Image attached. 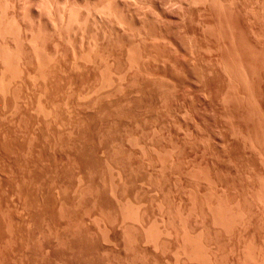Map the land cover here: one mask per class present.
I'll return each instance as SVG.
<instances>
[{
    "label": "rangeland",
    "instance_id": "rangeland-1",
    "mask_svg": "<svg viewBox=\"0 0 264 264\" xmlns=\"http://www.w3.org/2000/svg\"><path fill=\"white\" fill-rule=\"evenodd\" d=\"M76 1H78V2H76ZM89 2H88V0H57V1L56 0H46V1L45 0H0V13H1L0 14V22H1L0 23V55L4 53V55L7 56L9 54L7 57H9V58L15 57L17 60H20V64H24L25 66H28V65L31 66L29 68H33V66H35V64L37 63L36 62L37 60L35 58L33 59V56H35L36 58L43 56V58L49 59L48 66L52 65L49 68L54 66L55 71H56V75L57 76L60 75L61 78L59 76L58 77L60 80L61 79L62 80L57 82L56 76L54 78L52 77L53 79H51V77L48 78V80H52V82H54V83L56 82L57 86L59 83L60 86H58V87H56V85H54V83H52L51 81H49V85L47 83H45L44 81L42 83H40L41 86H43L42 88L45 90V93L43 92L41 94L42 98L44 99L43 96H45V98H48L50 96L51 97H57V95L59 98L60 97H66V96L68 98V97H70L69 95L71 94L72 95L71 99L72 100L74 99L73 101H71V102H73L72 104L70 102L68 104L66 103L67 106L65 105V103L64 104L61 103V105H57L58 109L61 106L60 113H62L63 111L65 113L71 112L70 113V114H72L71 115V118H72L71 121H69V122H67V121L60 122L59 121L58 122V121H54L53 117H52V119H51V117L50 118L46 117V119H45L44 114L36 106L33 105L34 100L32 101V98L28 97L29 99H31V100H29L27 97L24 96V98L21 99L23 97V94L25 95L28 92L26 94V96H29V95L33 94L34 92H36V90H38L37 88H38L39 80L37 81L34 79V81H35V82H33L34 84L38 82V84L35 86L31 83L33 81L32 79H30L32 76H27V78L29 79L28 80L25 77V75H22V77L18 78V81L16 79V81H17L16 83L20 84V85L18 84L19 88H20L19 91L22 92V94L20 93L21 94L20 95L21 98L19 97L20 100H19V98L17 99L18 100L17 104H20V105H17V107L14 109H11L8 104L7 105L6 104L0 105V110L3 108L5 110V111L1 110L2 113L0 111V119H1L0 120V128H1L0 129V143H1L0 146H3V145L6 146V144L10 145V143H11V145L19 144L23 140V138H22L23 136L20 137L22 135V134H20L21 130H24L25 128L26 129H33V131L35 133H38V131H40V129L41 130L44 128L46 129L48 126H49L48 128H50V129H57V127L60 129H62V128L67 129L69 127L68 126V124H69L70 130H72V129L74 131L80 130L81 133L84 132L85 130L88 131L91 127H93L91 125L89 126L90 123H88L87 122L88 120H86L87 115H90V113H92L94 111V109L92 110L93 107L90 104L91 99L95 98L98 95H99L98 97L103 96L104 95L103 93L105 92V90L106 91L112 90L111 85H108V84H105V86H104V84L100 85V83L102 82L103 76L107 72L106 68H109V67L113 68V70L111 68H109L110 71H112V73H114L113 72L114 70L118 71V70L124 69L122 72L124 73V75L126 74L125 79L127 81L128 78H131L130 76L133 74V72L136 73L135 69L133 70V68H135V66H130L129 64L131 62L137 61V63L139 62L138 63L139 67H136V69L137 68H139V69H138V72L136 74L135 73L133 74V77L134 76L135 77L132 81L130 80L132 83L129 80L128 81L131 84L128 83V81L127 82L125 81L126 83H124V84H126V86L123 85L122 86L123 89L119 90V93L122 90L123 92H125V91L130 92V95L131 94H133V95L135 94L137 96L140 95V97L143 98V100H144V101H142L140 99L141 102L145 104L144 105L145 107H143L144 109H142V111H140L142 113V114L140 113V115L145 116V117L142 118L141 116H137L139 118L136 119L137 118L136 117L135 118L136 120L131 119V122H130V120H128L127 121L128 124H126L127 126L125 125V127H127L128 129L127 128L123 129L121 134L123 132H125V133H123L124 135L120 134L121 137L122 136L123 137L122 138L120 137L121 140H119V142H118L121 145L120 146L121 148L119 151H121V153L125 151L124 157L127 158L126 159V161H127L126 162L127 163L126 172L127 173L125 172V175H127L129 173L130 176L128 175L127 178H125V181L123 179L124 188L122 186L123 184H121V186H119V189L122 188V190L118 189L116 193L114 191H112L110 183H108L106 180H105V183L100 184V186L98 188V190H99L98 196H101V198L106 202V205L108 206V210L99 211V210H97L98 209L97 206L95 208H94V206L93 207L89 206L87 209H84V210L75 207L74 211L72 213H73V216L76 217V219L78 220V224H76L78 227H74L73 224L72 225L70 223L67 224V222L64 220V219H66V217L63 215L62 211H60V209L56 203L57 198H59L61 195V192H60L61 190H60L58 184H56V182H51V183L49 182L47 184L43 183V185H42V182L40 183V181H37V180H34V181L31 180L30 181V179H28V178H24L26 181L25 180L22 181L21 180L22 178H20V177H18L19 178V180H18L16 178L17 175L15 173H14L15 177L13 178L14 174H11V176H12L11 177L10 173H12V171L9 173V170H11V169L9 167H7L8 160H6V157L8 159V156L3 154L2 153L3 151H1V149H0V152L2 153V154L0 153V159H1L0 165L3 166V167L0 166V170H1L0 171V264H77V262L79 260L76 258V256L78 257V255L75 254L76 255L75 256L69 247V244L71 241V238H69L70 237L69 231H71V229L73 230L75 228H78V229L80 228V230L82 232L87 234V237H89L90 240H92V242L94 243L93 245L96 247L95 248L96 251L93 255H91V258L89 257V259L87 258L86 261H84L85 264H96V262H97V264H106V263L107 264H163V263L164 264H213V263H211V262H209L203 258V255L201 252L202 248H199L200 247L199 243L201 244L200 241L204 240V237H206L207 233H210L212 238L215 236V238L213 239L215 241V245L213 246V248L215 247L214 253L216 255L215 256L216 257V263H214V264H219V263L220 264H233V263L234 264H238V263H241V264L244 263L245 264V262L247 260H248L247 264H249V263L253 264V260L256 258V252H255L256 250H257V252L262 250L260 253L261 256L264 254V252H263L264 251V244H262V243H264V225H262V224H264V218H263L264 217V213H263L264 210L262 209L263 208L262 204L260 202L258 204L256 202L257 200H254V199L258 198V197H256L257 191L255 190V189H257V190L259 189L257 187L259 184L258 182L260 181L261 177L264 178V174H262V173H264V166H263L264 165V163H263L264 158L262 159V157L264 156L263 155L264 154V144H263L264 143V0H168L167 2H166V0H115V1L114 0H89ZM93 2H95V3H93ZM212 2H214V3H212ZM101 4H102V6H101ZM41 5L44 7H42ZM55 5H58V6H55ZM4 7H6V9ZM36 7H38V8H36ZM93 7H94V9H93ZM67 9H68V13L65 14L64 12H67ZM103 9H105V10H103ZM106 9H108V10H106ZM98 10H100V12ZM95 11H97V12L95 13ZM103 12L104 13L106 12V13L104 14ZM46 13L48 15H46ZM70 13L72 15H69ZM54 14L56 17L54 16ZM57 14H58V16H57ZM62 14H63V17H62ZM67 15H69V16L67 17ZM108 16H110V18ZM117 16H118V18H117ZM85 17H86V19H85ZM66 18H68L69 21ZM70 18H72V19H70ZM60 19H61V21L63 19L65 21L63 20V22H61ZM115 19L119 20V21H116ZM168 20L169 21L171 20V21L169 22ZM75 21L76 22L78 21V22L76 23ZM67 22H69V23H67ZM109 22H111V23H109ZM117 22H119V23H117ZM79 23H82V24H79ZM121 23H122V25H121ZM6 24H8V25H6ZM77 24H79L80 26L79 25L77 26ZM123 24H124V28L121 27V26H123ZM71 25L73 28L71 27ZM1 26H3V27H1ZM68 26H70V27H68ZM75 26L78 28H75ZM84 29H85V31H84ZM103 29H106V30H103ZM167 29H169V30H167ZM158 31H161V32L158 33ZM113 33H115V34H113ZM214 35H215V37H214ZM115 36H116V38H115ZM142 36H144V37H142ZM12 38H13V40H12ZM112 40H113V43H112ZM37 41H39V42H37ZM33 42H35V43L33 44ZM96 42H97V44H96ZM93 44H95V45H93ZM164 44L166 46H164ZM172 44L174 45V47ZM144 45H146V46H144ZM35 46H37V47H35ZM91 47L92 48L95 47V48L92 49ZM101 47H104V48H101ZM206 47H208V48L206 49ZM40 49H41V51H40ZM101 49L104 52V53L102 52L103 55L101 53ZM133 49H135V50H133ZM138 49H139V51H138ZM171 49H173V50H171ZM200 49H201V51H200ZM34 50H35V52H34ZM136 50H137V52H136ZM193 50H195V51H193ZM88 51L90 52L89 54H88ZM191 51H192V53H190ZM94 52L96 53L97 56L95 55ZM157 52H158V54H156ZM133 53L137 54V56ZM34 54H36L38 56H36ZM108 55H110V57ZM120 56H122V57H120ZM141 56H142V58H141ZM146 56H148V57H146ZM21 57H23V58H21ZM30 57H31V59H30ZM88 57H90V58H88ZM104 57H106V58H104ZM139 57H140V59H139ZM166 57L168 60L166 59ZM183 57H185L184 60H183ZM231 57H232V59L230 60ZM136 58H137V60H136ZM199 58H201V59L199 60ZM133 59H135V60H133ZM155 59H156V61H155ZM97 60H98V62H97ZM125 60H126V62H125ZM24 61H25V63H24ZM28 61H29V63H26ZM147 61H150V62L147 63ZM158 61H160V62H158ZM21 62H23V63H21ZM100 63H101V65H100ZM105 64H108L107 66H109V67H107V66L104 67ZM67 65L69 66V69L67 68L68 67ZM85 65H86V67H83ZM97 65H98V67H96ZM117 65L120 67H118ZM222 65H224V66L226 65V66L224 67ZM25 66H23V68H28ZM115 66L118 67L119 69L116 70L117 68ZM231 66H232V68H231ZM1 67H2V64L0 63V68ZM94 67L97 70L101 69L102 71L99 70V72H98V71H96V69H94ZM114 67L116 69H114ZM178 67L180 69H178ZM202 67H203V69H202ZM54 68H52V69L54 70ZM78 68H80V69H78ZM183 68H185V69H183ZM58 69H59V71H58ZM194 69H196V70H194ZM231 69H233V70H231ZM130 70H132V71H130ZM197 70H198V73H197ZM223 70H225V71H223ZM0 71H2V68L0 69ZM200 71H201V74L199 73ZM226 71H227V73H226ZM57 72H59L61 74H59V73L57 74ZM152 72L154 74H152ZM228 72L230 75L232 74L231 77L228 74ZM234 72H235V74L233 75ZM77 73H78V79H80L79 76L82 77V75L87 74V76L85 75V76H83V78L86 79L88 77L90 83H88L86 85L84 83L83 84L84 86L82 85L80 87L81 84L77 85V84H73L72 82H69V78H72L75 75H76L75 77H77ZM127 74H129L130 76L128 77ZM199 74L202 76V79H201V76ZM136 75H137L138 81L140 83L139 86L140 87L142 86L141 89H143V90H141L139 87L138 92H136L138 90L137 89L138 88L137 82L135 83V86L137 87L136 89L134 86H132L133 89L130 88L132 84L134 85V81H137ZM154 75H155V79H154ZM62 76H64V77H62ZM228 76H229V78H228ZM65 77L68 80L64 79ZM126 77H128V78H126ZM164 78H166V79H164ZM215 78L217 79V81L214 80ZM24 79L27 80V81L25 80V83H23ZM63 79L65 81H63ZM230 80H232V81H230ZM20 81L22 83H20ZM66 81H67V84H63V83H66ZM98 81H100V82H98ZM46 82H48V81H46ZM60 82H62L63 85ZM68 82L72 83V84H69ZM197 82H198V84H197ZM216 82H217V84H216ZM43 83H45V86L47 84V86L45 88H44ZM26 84H27V86H26ZM18 85H16V87ZM24 85L26 86L28 91ZM97 85H98V87H97ZM99 86H100V88H99ZM108 86H110V87L108 88ZM19 88L17 87V89H19ZM86 88L88 89V91ZM148 88H149V90H148ZM91 89H93V90H91ZM102 89H103V91H102ZM151 89H153V90H151ZM97 90H98V92H97ZM162 90H163V92H162ZM67 91H69V92H67ZM169 91H171V92H169ZM77 92H79L78 97H77ZM85 92H87L86 93L87 95L84 94ZM81 93H82V96H81ZM101 93L103 95L100 96ZM116 93H118V90ZM43 94H45V95H43ZM147 94H149V95H147ZM90 95L91 96L93 95V96L91 97ZM133 95H132V97L134 99ZM137 96L135 97V99H138ZM7 97H10V96H7ZM79 97H81V98L79 99ZM84 97H85V99H84ZM220 97H221V99H219ZM26 98L28 100H26ZM101 98H103V97H101ZM166 98H168V99H166ZM214 98H215V100H214ZM235 98H238L239 100L235 99ZM8 99L9 98H6V100H8ZM133 99L130 98V101L132 100V102H133ZM225 99H226V101H224ZM130 101L128 103H130V105H131L132 103ZM138 102H139V99H138ZM145 102L148 103V106L146 105ZM224 102H225V104H224ZM203 103H204V105H203ZM87 104H89L88 108H87ZM7 107H9V108H7ZM66 107L68 108V110ZM224 107H225V109H224ZM56 109H55V111H57L59 113V110L58 109L56 110ZM151 109H153V110H151ZM144 110L145 111L147 110V111L145 112ZM158 110H160V112ZM208 110H209V112H208ZM13 111H14V113H13ZM15 111H16V114L18 112L17 115H15ZM25 113H27V114H25ZM145 113H146V115H145ZM78 114H79V116H78ZM167 115H168V117H167ZM85 116H86V119L84 118V121H83V117H85ZM156 116H157V118H156ZM23 117H25V118H23ZM75 117L81 118V119L78 120ZM14 119H16V120L14 121ZM44 119L48 120L50 122L47 121V124H46V121ZM149 119H150V121H149ZM153 119H155V120H153ZM76 120L78 122H75ZM81 120H82V122H81ZM138 120H139V122H138ZM53 121L57 122V124H59V126L56 125ZM135 121H137V122L135 123ZM29 123H30V125H29ZM63 123H64V125L62 126ZM129 123H131V124H129ZM138 123H139V125H137ZM144 123H145V125L146 124L147 125L145 126ZM153 123H155V124H153ZM65 124H67V125H65ZM76 124H78V125H76ZM60 125L62 128L60 127ZM79 125L82 127H79ZM137 126H138V128H137ZM139 126L140 127L142 126V127L139 128ZM76 127H78L79 129ZM87 127H88V129H86ZM94 128H96V130H97V127H93L91 129L94 130ZM82 129H84V131ZM137 129H139V130H137ZM160 129H162V130H160ZM4 130H5V132H4ZM93 130H92V132H94ZM96 130H95V132H96ZM12 131H14L13 133H15V132L17 133L19 131L18 132L19 137L15 136L16 139H18L19 141L16 140L15 137H14L15 141L13 140L14 135L13 134L11 135ZM76 131L74 133H77ZM80 131H78V133ZM90 131L91 130H89L88 133L84 132L86 134L83 133L84 134L83 137L85 138V141L82 142V144L85 143L84 145H86V143H87L88 145L90 144L89 146H92L93 152L95 151L94 152L95 159L101 160V161L105 160L107 157V149L105 147L106 142H105L104 135H102L103 136V138H102V136H100V135L97 136L95 133L92 135V137H94L96 135L98 138H96V136H95L93 139V138H91V135H90L91 133L89 134ZM129 131H131V132H129ZM143 132H145V133H143ZM72 133L73 132H71V134ZM134 133H136V134H134ZM88 134L90 135V137ZM133 134H134V136H133L134 139L136 136H137L136 139H138V136L141 135V136H139L138 141L136 139L133 140V138L130 137ZM144 134H147V136L146 135L144 136ZM2 135H4V137ZM74 135H76V134H74ZM74 135L72 134L73 137H74ZM80 135H82V134H80ZM80 135L77 137H80ZM232 135H234V136H232ZM239 135H241V136H239ZM87 136L89 138H91L92 141H91V139L88 140V138H86ZM143 136H144V138H143ZM242 136H244L243 138H245V139H243ZM7 137H8V141H7ZM232 137H234V138H232ZM255 137L257 139H255ZM62 138L63 139L61 141L64 140L63 136H62ZM80 138H82V137H80ZM80 138H77V139L79 140ZM123 138H124V140H123ZM56 140L57 139H55V141ZM82 140H83V138H82ZM86 140L90 141V142L88 143ZM134 141H137V142H134ZM7 142H9V143H7ZM14 142H16V143H14ZM34 142H38L37 138L34 139ZM76 143H80V142L77 141ZM136 143H138L140 145H138ZM91 144H94V145H91ZM130 144H131V146H130ZM142 144H143V146H142ZM137 146L138 147L140 146V147L138 148ZM131 147L133 148V150ZM256 149H257V151H256ZM205 151H207V152H205ZM101 152H102V154H101ZM166 152H168V153H166ZM259 152H261V153L258 154ZM224 153H226V154H224ZM232 154H235V155H232ZM167 155H168V157H167ZM54 156L57 157V155H54ZM228 156L230 158H228ZM130 157H132V158H130ZM158 158H159V160H158ZM210 158H211V160H209ZM4 160H6L5 161L6 163H4ZM128 160H130V161H128ZM261 160H262V162H261ZM241 161H242V163H241ZM162 163H164V164L167 163V164H165V166H164V164H162ZM248 167L251 169H249ZM8 168H9V170L7 171ZM197 168L198 169L202 168V169H199V171H198ZM244 168H246V169H244ZM33 169L34 170H31L30 174L34 175V178H36L35 174L33 172L37 173V170H35V168H33ZM159 169H160V171H159ZM7 173L9 174L8 176H7ZM153 174H154V176H153ZM257 175L259 177L256 178ZM260 175H263V176H260ZM124 177H126V176H124ZM128 177H129V179H128ZM156 177H158V178H156ZM8 178L9 179H11V178L15 179L16 178V182H14V180L11 181ZM230 178L231 179L233 178L232 180L234 182ZM143 179H145L146 181ZM156 179L157 180L159 179L158 182ZM256 179H257V181H256ZM248 180H249V182H248ZM28 181L30 182V184ZM152 181L153 182L155 181V182L153 183ZM139 182H140V184H138ZM256 182H257V184H256ZM19 183H22V184H19ZM104 184H105V187H104ZM229 184H231V185H229ZM44 185L45 186L47 185V187L44 188V190L47 189V190H45V192H44V190H41V189H43V187H45ZM126 185L128 188H125ZM223 187H224V189L222 190ZM252 187H253V189H252ZM22 188L24 191L27 189V192L30 191V193L32 191L31 194L28 193L29 194L28 196L31 195L29 197L30 200L28 199V202H25V200L23 201V196L21 195L22 193L20 192L22 190ZM227 188L229 190H227ZM125 189H127V190H125ZM251 189H252V191H251ZM23 190H22V192H24ZM262 190L263 191L261 193H262L263 197L261 200L263 201L264 186H263ZM150 191H151V193H150ZM216 191H218V193H219V191L221 192V193H219V197H218V193H216ZM231 191H233L234 193ZM111 193H113V194H111ZM120 193H123V194H120ZM34 194L38 195V196L36 197ZM19 195H20V197H19ZM131 195H132V197H131ZM222 195H224V196H222ZM253 195H254V197H253ZM70 196H72L71 191H70ZM112 196H113V198H112ZM128 196L131 199H129ZM221 196H222V199H221ZM244 196H246V197L244 198ZM119 197H121L123 200L121 201V198H119ZM123 197H125V198H123ZM114 198H116V199H114ZM33 199H35V201ZM229 199H230V201H229ZM215 200H216V202H218V201L221 202L219 212L216 211V212H218L219 217L221 216L220 219L224 218V216H225V218H224L225 220L224 219L219 220V222H217L218 220H216V223L220 224V222H223L225 225L226 224L227 225L224 228V229H226V231L220 230V232H219V230L216 229V231L214 230V235H213V232L211 229V224H213L212 220H211L212 217H211L210 211L208 210V207H209V205H212V204L214 205ZM30 201H32L30 203L32 205L28 204ZM124 201H125V203H124ZM213 201H214V203H213ZM234 201H235V218L237 217L235 220H234V217L228 218V216L231 217V215L233 213L232 211H234V210L230 209V208H232V206H234L233 205ZM210 202H212V204ZM236 202L238 203V206L240 207V209L237 206ZM121 204H123V205H121ZM225 204H226V207H225ZM228 205L230 208L228 207ZM114 206H115V208H114ZM123 206H124V208H123ZM222 206H223V208H222ZM236 207H238V208L236 209ZM247 207L248 208L250 207L249 208L250 210L254 207L252 209V214L254 215V216L252 215V218L253 217L254 218L250 221H247V223L250 224L249 226L247 225L248 228L246 225L243 226L244 228L246 226L245 230H243V227L240 226L242 229L241 230V229L237 228L238 227L237 224L238 223L240 224L239 220L242 218L241 215L245 216ZM227 208L229 210H231V212L228 211ZM176 209H177V211H176ZM223 209H225L228 212H226ZM257 209L259 212H256ZM136 210H140L139 212L142 213V215H143L139 219L135 218L136 217L135 216ZM222 210H223V212H222ZM43 212H45L47 215L48 214L50 215V220L46 221L43 224H40V223H42L41 218H42ZM224 212L227 213V215H224L223 214ZM236 212H237L238 216L236 215ZM238 213H240V214H238ZM86 215H88V216H86ZM133 215H134V217H133ZM183 216H185V217H183ZM244 216H243V218H244ZM189 217H191V218H189ZM178 218H179V222H178ZM257 218H259V219H257ZM232 219H233V221H232ZM111 220H113V221H111ZM134 220L135 221L137 220V223ZM133 221H134V223H133ZM225 221H228L231 224H228ZM234 221L236 222L235 225H234ZM166 222H167V226L165 225ZM180 222L181 223L183 222L182 225L180 224ZM232 222H233L234 227L232 225ZM169 223H170V225H169ZM194 223H196V224H194ZM208 223H209V225H208ZM223 223H221V224H223ZM163 225L166 228L168 227L167 230L170 233H168V235H166V233H165L164 234L166 236V237H164L165 242L160 243L157 239V238H159L158 235L160 233L159 234H157V233L159 232V230H161V227H164ZM37 226H39V227H37ZM140 226L141 227L143 226V228L146 227L144 229L145 231L147 230L146 231L147 239H144L145 241L144 240L140 241V240H138V238L136 239L135 235L137 233L138 234L141 233V231H142L140 229ZM171 226H173V227H171ZM201 227L202 228L204 227L205 229L204 228L202 229ZM45 228H48L50 230L49 231L47 229L49 231V233L48 232H46V233L42 232V231H44ZM174 228H175V230H174ZM184 228H186L185 232L189 231L190 233H191V231L192 232L198 231V230L202 231L201 234L199 233L198 235H196L198 237V239H197V237L195 238L193 235H191L189 237L191 245H189L190 246L188 248L189 253H187V255H186V253L184 254V252L180 250L181 248L178 249V245L176 244V243H178V240L182 234V229L184 230ZM231 228H232V230H231ZM39 230H41V231H39ZM11 232H13V233H11ZM40 232L43 235L45 234L44 237ZM226 232L228 233V235ZM261 232H262V234H261ZM225 234H226V236H225ZM230 234H231V236H230ZM46 236H47V238H46ZM80 236H79V238L83 237V235L81 237ZM168 236H171V237H168ZM235 236L236 237L238 236L237 237L238 239ZM251 236L253 237L252 239H251ZM106 237H107V239H105ZM74 238H76V236ZM85 238H82V239L84 240ZM32 239H33V241H32ZM44 239H45V241H44ZM76 239H78V237ZM254 239H255V241H254ZM40 240H41L42 244H43V242H45V243L42 245ZM156 240H157V242H156ZM243 240H244V242H243ZM196 242H197V244H196ZM10 243H12V244H10ZM60 243H62V244L59 245ZM65 243H66V245H63ZM157 243H158V245H157ZM27 244H29L28 247H27ZM174 244L177 246H175ZM247 244H248V246H247ZM217 245L219 247H217ZM41 247L42 248L44 247L43 251L41 250L42 249ZM251 247H253V248H251ZM39 249H40V252H39ZM176 249H177V251H175ZM243 249H244V252H242ZM233 250H235V251L233 252ZM245 250H247V251H245ZM252 250H254V251H252ZM11 251L13 252V254ZM240 251L243 254L244 253L251 254V252H252V254L251 255H245L244 254L245 256H243V257H244V260H246L244 262L243 257H241L242 254ZM229 252H231V253H229ZM254 252H255V257L252 256V255H254ZM110 258H111V260H110ZM235 258H237V259L235 260ZM241 258H242V260L239 261ZM74 259H77L78 261L75 262ZM261 259H263V261H264V256H263V258L261 257ZM224 260H226V261H224ZM249 261H252V262H249ZM254 262H256V261L254 260ZM79 264H82V263H79Z\"/></svg>",
    "mask_w": 264,
    "mask_h": 264
},
{
    "label": "bare ground",
    "instance_id": "bare-ground-1",
    "mask_svg": "<svg viewBox=\"0 0 264 264\" xmlns=\"http://www.w3.org/2000/svg\"><path fill=\"white\" fill-rule=\"evenodd\" d=\"M46 1V0H45ZM57 1V0H56ZM115 1V0H114ZM168 0H166V2H167ZM5 2V1H4ZM74 2V1H73ZM76 2H78V1H76ZM88 2H89V0H88ZM210 2V1H209ZM44 3V2H43ZM53 3V2H52ZM90 3V2H89ZM93 3H95V2H93ZM124 3V2H123ZM208 3V2H207ZM212 3H214V2H212ZM2 4V3H1ZM76 4V3H75ZM104 4V3H103ZM106 4V3H105ZM53 5V4H52ZM108 5V4H107ZM124 5V4H123ZM165 5V4H164ZM6 6V5H5ZM42 6V5H41ZM55 6H58V5H55ZM85 6V5H84ZM88 6V5H87ZM86 6V7H87ZM101 6H102V4H101ZM24 7V6H23ZM42 7H44V6H42ZM71 7V6H70ZM69 7V8H70ZM74 7V6H73ZM104 7V6H103ZM102 7V8H103ZM5 9H6V7H4ZM36 8H38V7H36ZM56 8V7H55ZM58 8V7H57ZM61 8V7H60ZM63 8V7H62ZM88 8V7H87ZM72 9V8H71ZM70 9V10H71ZM93 9H94V7H93ZM24 10V9H23ZM37 10V9H36ZM74 10V9H73ZM92 10V9H91ZM103 10H105V9H103ZM106 10H108V9H106ZM123 10V9H122ZM126 10V9H125ZM47 11V10H46ZM50 11V10H49ZM72 11V10H71ZM77 11V10H76ZM93 11V10H92ZM99 12H100V10H98ZM64 12V11H63ZM91 12V11H90ZM97 11H95V13H96ZM102 12V11H101ZM110 12V11H109ZM112 12V11H111ZM120 12V11H119ZM54 13V12H53ZM65 14L66 13H68V9H67V12H64ZM104 13V12H103ZM106 13V12H105ZM104 13V14H105ZM1 14V13H0ZM12 14V13H11ZM10 14V15H11ZM43 14V13H42ZM50 14V13H49ZM64 14V15H65ZM75 14V13H74ZM86 14V13H85ZM90 14V13H89ZM99 14V13H98ZM102 14V13H101ZM100 14V15H101ZM113 14V13H112ZM116 14V13H115ZM123 14V13H122ZM7 15V14H6ZM46 15H48L47 13H46ZM51 15V14H50ZM69 15H72L71 13L69 14ZM69 15H67V17L69 16ZM79 15V14H78ZM87 15V14H86ZM54 16H55V14H54ZM57 16H58V14H57ZM126 16V15H125ZM151 16V15H150ZM56 17V16H55ZM62 17H63V14H62ZM74 17V16H73ZM78 17V16H77ZM76 17V18H77ZM88 17V16H87ZM109 18H110V16H108ZM89 18V17H88ZM87 18V19H88ZM93 18V17H92ZM115 18V17H114ZM117 18H118V16H117ZM125 18V17H124ZM123 18V19H124ZM127 18V17H126ZM137 18V17H136ZM24 19V18H23ZM58 19V18H57ZM66 19H68V18H66ZM70 19H72V18H70ZM81 19V18H80ZM85 19H86V17H85ZM105 19V18H104ZM121 19V18H120ZM131 19V18H130ZM135 19V18H134ZM3 20V19H2ZM1 20V21H2ZM51 20V19H50ZM64 20V19H63ZM63 20L61 21V19H60V21L61 22H63ZM116 20V19H115ZM132 20V19H131ZM7 21V20H6ZM65 21V20H64ZM68 21H69V19H68ZM84 21V20H83ZM82 21V22H83ZM91 21V20H90ZM106 21V20H105ZM116 21H119V20H116ZM122 21V20H121ZM124 21V20H123ZM128 21V20H127ZM169 21V20H168ZM171 21V20H170ZM169 21V22H170ZM76 22V21H75ZM78 22V21H77ZM76 22V23H77ZM107 22V21H106ZM143 22V21H142ZM156 22V21H155ZM164 22V21H163ZM174 22V21H173ZM1 23V22H0ZM66 23V22H65ZM67 23H69V22H67ZM109 23H111V22H109ZM108 23V24H109ZM116 23V22H115ZM117 23H119V22H117ZM128 23V22H127ZM162 23V22H161ZM74 24V23H73ZM79 24H82V23H79ZM79 24H77V26L79 25ZM141 24V23H140ZM148 24V23H147ZM163 24V23H162ZM185 24V23H184ZM203 24V23H202ZM6 25H8V24H6ZM61 25V24H60ZM64 25V24H63ZM67 25V24H66ZM121 25H122V23H121ZM120 25V26H121ZM149 25V24H148ZM23 26V25H22ZM65 26V25H64ZM63 26V27H64ZM80 26V25H79ZM95 26V25H94ZM119 26V25H118ZM127 26V25H126ZM166 26V25H165ZM1 27H3V26H1ZM55 27V26H54ZM61 27V26H60ZM68 27H70V26H68ZM71 27H72V25H71ZM100 27V26H99ZM108 27V26H107ZM121 27H123L124 28V24H123V26H121ZM120 27V28H121ZM151 27V26H150ZM178 27V26H177ZM207 27V26H206ZM11 28V27H10ZM73 28V27H72ZM75 28H78V27H76L75 26ZM126 28V27H125ZM130 28V27H129ZM167 28V27H166ZM202 28V27H201ZM52 29V28H51ZM55 29V28H54ZM57 29V28H56ZM62 29V28H61ZM114 29V28H113ZM159 29V28H158ZM63 30V29H62ZM67 30V29H66ZM72 30V29H71ZM76 30V29H75ZM103 30H106V29H103ZM108 30V29H107ZM121 30V29H120ZM123 30V29H122ZM127 30V29H126ZM146 30V29H145ZM153 30V29H152ZM151 30V31H152ZM167 30H169V29H167ZM206 30V29H205ZM204 30V31H205ZM65 31V30H64ZM84 31H85V29H84ZM111 31V30H110ZM114 31V30H113ZM149 31V30H148ZM154 31V30H153ZM157 31V30H156ZM166 31V30H165ZM209 31V30H208ZM5 32V31H4ZM125 32V31H124ZM150 32V31H149ZM159 32H161V31H158V33ZM168 32V31H167ZM6 33V32H5ZM83 33V32H82ZM102 33V32H101ZM144 33V32H143ZM148 33V32H147ZM165 33V32H164ZM8 34V33H7ZM6 34V35H7ZM20 34V33H19ZM96 34V33H95ZM105 34V33H104ZM113 34H115V33H113ZM112 34V35H113ZM126 34V33H125ZM192 34V33H191ZM5 35V34H4ZM111 35V34H110ZM124 35V34H123ZM140 35V34H139ZM138 35V36H139ZM154 35V34H153ZM152 35V36H153ZM13 36V35H12ZM11 36V37H12ZM18 36V35H17ZM52 36V35H51ZM96 36V35H95ZM104 36V35H103ZM119 36V35H118ZM174 36V35H173ZM10 37V36H9ZM46 37V36H45ZM98 37V36H97ZM107 37V36H106ZM111 37V36H110ZM114 37V36H113ZM142 37H144V36H142ZM161 37V36H160ZM165 37V36H164ZM214 37H215V35H214ZM42 38V37H41ZM81 38V37H80ZM101 38V37H100ZM115 38H116V36H115ZM163 38V37H162ZM58 39V38H57ZM91 39V38H90ZM119 39V38H118ZM125 39V38H124ZM172 39V38H171ZM177 39V38H176ZM12 40H13V38H12ZM92 40V39H91ZM109 40V39H108ZM111 40V39H110ZM164 40V39H163ZM205 40V39H204ZM2 41V40H1ZM31 41V40H30ZM89 41V40H88ZM94 41V40H93ZM92 41V42H93ZM97 41V40H96ZM122 41V40H121ZM124 41V40H123ZM143 41V40H142ZM141 41V42H142ZM167 41V40H166ZM169 41V40H168ZM16 42V41H15ZM14 42V43H15ZM37 42H39V41H37ZM83 42V41H82ZM102 42V41H101ZM164 42V41H163ZM170 42V41H169ZM196 42V41H195ZM12 43V42H11ZM35 42H33V44H34ZM100 43V42H99ZM105 43V42H104ZM112 43H113V40H112ZM115 43V42H114ZM119 43V42H118ZM140 43V42H139ZM7 44V43H6ZM37 44V43H36ZM55 44V43H54ZM96 44H97V42H96ZM109 44V43H108ZM170 44V43H169ZM3 45V44H2ZM30 45V44H29ZM41 45V44H40ZM88 45V44H87ZM93 45H95V44H93ZM111 45V44H110ZM109 45V46H110ZM119 45V44H118ZM123 45V44H122ZM143 45V44H142ZM173 45V44H172ZM188 45V44H187ZM190 45V44H189ZM6 46V45H5ZM9 46V45H8ZM90 46V45H89ZM88 46V47H89ZM97 46V45H96ZM144 46H146V45H144ZM148 46V45H147ZM151 46V45H150ZM163 46V45H162ZM164 46H166L165 44H164ZM191 46V45H190ZM2 47V46H1ZM7 47V46H6ZM33 47V46H32ZM35 47H37V46H35ZM44 47V46H43ZM113 47V46H112ZM138 47V46H137ZM136 47V48H137ZM156 47V46H155ZM169 47V46H168ZM173 47H174V45H173ZM200 47V46H199ZM92 48V47H91ZM93 48H95V47H93ZM92 48V49H93ZM99 48V47H98ZM101 48H104V47H101ZM106 48V47H105ZM111 48V47H110ZM121 48V47H120ZM176 48V47H175ZM174 48V49H175ZM185 48V47H184ZM202 48V47H201ZM208 47H206V49H207ZM4 49V48H3ZM7 49V48H6ZM5 49V50H6ZM14 49V48H13ZM45 49V48H44ZM156 49V48H155ZM163 49V48H162ZM166 49V48H165ZM8 50V49H7ZM57 50V49H56ZM108 50V49H107ZM111 50V49H110ZM114 50V49H113ZM116 50V49H115ZM121 50V49H120ZM133 50H135V49H133ZM158 50V49H157ZM170 50V49H169ZM171 50H173V49H171ZM185 50V49H184ZM198 50V49H197ZM209 50V49H208ZM9 51V50H8ZM33 51V50H32ZM40 51H41V49H40ZM76 51V50H75ZM82 51V50H81ZM93 51V50H92ZM138 51H139V49H138ZM141 51V50H140ZM165 51V50H164ZM167 51V50H166ZM193 51H195V50H193ZM200 51H201V49H200ZM10 52V51H9ZM34 52H35V50H34ZM38 52V51H37ZM80 52V51H79ZM98 52V51H97ZM103 51H102V49H101V53H102ZM119 52V51H118ZM136 52H137V50H136ZM145 52V51H144ZM170 52V51H169ZM186 52V51H185ZM8 53V52H7ZM11 53V52H10ZM26 53V52H25ZM28 53V52H27ZM40 53V52H39ZM56 53V52H55ZM63 53V52H62ZM90 52L88 51V54H89ZM95 53V52H94ZM99 53V52H98ZM97 53V54H98ZM104 53V52H103ZM103 53H102V55H103ZM111 53V52H110ZM114 53V52H113ZM190 53H192V51L190 52ZM6 54V53H5ZM14 54V53H13ZM17 54V53H16ZM31 54V53H30ZM38 54V53H37ZM73 54V53H72ZM77 54V53H76ZM80 54V53H79ZM92 54V53H91ZM133 54H135V53H133ZM154 54V53H153ZM156 54H158V52L156 53ZM194 54V53H193ZM9 55V54H8ZM7 55V56H8ZM28 55V54H27ZM26 55V56H27ZM34 55H36V54H34ZM39 55V54H38ZM38 55H36V56H38ZM95 55H96V53H95ZM111 55V54H110ZM110 55H108L109 57H110ZM116 55V54H115ZM118 55V54H117ZM127 55V54H126ZM136 56H137V54H135ZM191 55V54H190ZM197 55V54H196ZM6 55H4V53L3 54H1L0 55V63L2 64V71H0L1 73H0V105H9V107L11 108V109H14V108H16L17 107V105H20V104H17V99L20 97V95L22 94V92H20L19 90H20V88H19V85L16 83L17 81H18V78H20V77H22V75H25V77L27 78V76H32L30 79H32L31 81V83L33 84V85H37L38 84V82L37 83H33V82H35L34 81V79L35 80H39V84L40 83H42L43 81L45 82V83H47L48 85H49V81H51L52 82V80H48V78H50L51 77V79H53L55 76H56V81L57 82H59V81H61L60 79H59V77L61 78V76L60 75H56V71H55V68H54V66L53 67H51V68H49L50 66H52V65H50V66H48V61H49V59H47V58H43V56L42 57H39V58H36L35 56H33V59L35 58L37 61V63L35 64V66H33V68H29V67H31V66H25L24 64H20V60H17L15 57L14 58H9V57H7ZM11 56V55H10ZM24 56V55H23ZM29 56V55H28ZM63 56V55H62ZM65 56V55H64ZM84 56V55H83ZM97 56V55H96ZM139 56V55H138ZM151 56V55H150ZM172 56V55H171ZM12 57V56H11ZM45 57V56H44ZM120 57H122V56H120ZM146 57H148V56H146ZM152 57V56H151ZM202 57V56H201ZM221 57V56H220ZM21 58H23V57H21ZM51 58V57H50ZM75 58V57H74ZM73 58V59H74ZM78 58V57H77ZM84 58V57H83ZM88 58H90V57H88ZM101 58V57H100ZM104 58H106V57H104ZM112 58V57H111ZM126 58V57H125ZM124 58V59H125ZM141 58H142V56H141ZM177 58V57H176ZM184 58L185 57H183V60H184ZM204 58V57H203ZM27 59V58H26ZM30 59H31V57H30ZM47 59V60H46ZM53 59V58H52ZM81 59V58H80ZM97 59V58H96ZM95 59V60H96ZM108 59V58H107ZM139 59H140V57H139ZM147 59V58H146ZM152 59V58H151ZM166 59H167V57H166ZM171 59V58H170ZM173 59V58H172ZM201 58H199V60H200ZM205 59V58H204ZM232 59V57L230 58V60ZM234 59V58H233ZM94 60V59H93ZM102 60V59H101ZM104 60V59H103ZM119 60V59H118ZM133 60H135V59H133ZM136 60H137V58H136ZM153 60V59H152ZM151 60V61H152ZM165 60V59H164ZM168 60V59H167ZM174 60V59H173ZM226 60V59H225ZM23 61V60H22ZM35 61V60H34ZM105 61V60H104ZM120 61V60H119ZM155 61H156V59H155ZM162 61V60H161ZM219 61V60H218ZM235 61V60H234ZM60 62V61H59ZM74 62V61H73ZM77 62V61H76ZM95 62V61H94ZM97 62H98V60H97ZM113 62V61H112ZM118 62V61H117ZM125 62H126V60H125ZM129 62V61H128ZM136 62V63H135ZM135 62H131L129 65L130 66H135V68H133V70L135 69V71H136V73L138 72V69L139 68H137L136 69V67H139V62L137 63V61H135ZM148 62H150V61H147V63ZM158 62H160V61H158ZM165 62V61H164ZM227 62V61H226ZM21 63H23V62H21ZM24 63H25V61H24ZM26 63H29V61L28 62H26ZM31 63V62H30ZM35 63V62H34ZM67 63V62H66ZM84 63V62H83ZM110 63V62H109ZM116 63V62H115ZM146 63V64H147ZM153 63V62H152ZM157 63V62H156ZM174 63V62H173ZM182 63V62H181ZM187 63V62H186ZM224 63V62H223ZM232 63V62H231ZM230 63V64H231ZM235 64V63H234ZM54 65V64H53ZM87 65V64H86ZM86 65L85 66H83V67H86ZM90 65V64H89ZM100 65H101V63H100ZM99 65V66H100ZM108 64H105L104 65V67L105 66H107ZM116 65V64H115ZM124 65V64H123ZM122 65V66H123ZM141 65V64H140ZM148 65V64H147ZM150 65V64H149ZM157 65V64H156ZM171 65V64H170ZM176 65V64H175ZM184 65V64H183ZM219 65V64H218ZM232 65V64H231ZM23 66H25V67H28V68H23ZM65 66V65H64ZM68 66V65H67ZM103 66V65H102ZM114 66V65H113ZM112 66V67H113ZM118 66V65H117ZM166 66V65H165ZM169 66V65H168ZM222 66H224V65H222ZM226 66V65H225ZM224 66V67H225ZM230 66V65H229ZM96 67H98V65L96 66ZM107 67H109V66H107ZM116 67V66H115ZM114 67V69H116V70H118L119 68L118 67H120V66H118V67H116L115 68ZM152 67V66H151ZM181 67V66H180ZM234 67V66H233ZM0 68V69H1ZM52 68H54V70L52 69ZM66 68V67H65ZM68 69H69V66L67 67ZM91 68V67H90ZM93 68V67H92ZM109 68H111V67H109ZM109 68H106L107 69V72H106V74L103 76V79H102V82L100 83V85L101 84H104V86H105V84H108V85H111V87H112V90H108V91H106L105 90V92L102 94H100V96L101 95H103V96H101V97H103V98H101V97H98V96H96L95 98H93V99H91V102H90V104L92 105V110L94 109V111L92 112V113H90V115H87V119H86V116L85 117H83V121H84V118L86 119V120H88L87 122L88 123H90L89 124V126L91 125V126H93V127H97V130H96V128H94V130L93 129H91V128H93V127H91L89 130H91L90 132H89V134L91 135V138H93L94 139V137L97 135H100V136H102V135H104V137H105V142H106V145H105V147H106V149H107V157H106V159L105 160H97V159H95V156H94V152H93V148H92V146H89L87 143H86V145H84L85 143H83L82 144V142H84L85 141V138L83 137L84 136V134H86V133H88V131H84V129H82L84 132H86V133H84V132H82L81 133V131L80 130H78V131H80L79 133H78V131H76L77 133H74L75 131L73 130H70V125L68 124V128L67 129H64V128H62L61 127V125H60V127L62 128V129H60V128H58L57 127V129H50V128H44V129H40V131H38V133H35L34 131H33V129H24V130H21V133L20 134H22L20 137H22L23 138V140L19 143V144H15V145H11V143H10V145H8V144H6V146H4L3 144V146H0V149H1V151H3L2 153L3 154H5V155H7L8 156V159H7V157H6V160H8V164H7V167H9L11 170H9V168L7 169V171L9 170V173L12 171V173H10V176H11V174H16L17 175V179L19 180V178L18 177H20V178H22L21 180L22 181H24L25 179L24 178H28V179H30V181L31 180H37V181H40V183L42 182V185H43V183L44 184H47V183H51V182H56V184H58V186H59V188H60V192H61V195H60V197L59 198H57V201H56V203H57V205H58V207H59V209H60V211H62V213H63V215L66 217V219H64L66 222H67V224H73L74 225V227H78L76 224H78V220L76 219V217H74L73 216V211H74V208L76 207V208H79V209H82V210H84V209H87L89 206H94V208L97 206V210H99V211H105V210H108V206L106 205V202L101 198V196H98L99 194V190H98V188H99V186H100V184H102V183H105V180L108 182V183H110V185H111V189H112V191H114L115 193L117 192V190L119 189V186H121V184H123L122 186H123V188H124V181H125V178H127V176L129 175V173L127 174V175H125V172H126V167H127V161H126V157H124V152H122L121 153V151H119L120 150V143H118L119 142V140H121L120 139V137H121V135L123 134V133H125V132H123L122 134H121V132L123 131V129H125V128H127V127H125V125L126 124H128L127 123V121L128 120H130V122H131V119H135L137 116H141L142 118L143 117H145V116H142V115H140V111H142V109H144L143 107H145L144 105V103H142L141 102V100L142 101H144L143 100V98H141L140 97V95H133V94H131L130 95V92H123L122 90H121V94L119 93V90L120 89H123L122 88V86L123 85H125L126 86V84H124V83H126L128 80L130 81H132L133 79H134V77H133V74L135 73V72H133V74L130 76L129 74H127L128 75V77L130 76L131 78H128V77H126V78H128L127 79V81H126V79H125V75H124V73L122 72L124 69H121V70H118V71H113L114 73H112V71H110V69ZM122 68V67H121ZM131 68V67H130ZM143 68V67H142ZM165 68V67H164ZM186 68V67H185ZM185 68H183V69H185ZM209 68V67H208ZM223 68V67H222ZM229 68V67H228ZM227 68V69H228ZM231 68H232V66H231ZM235 68V67H234ZM76 69V68H75ZM78 69H80V68H78ZM84 69V68H83ZM94 69H96L95 67H94ZM99 69V68H98ZM112 70H113V68H111ZM141 69V68H140ZM145 69V68H144ZM178 69H180L179 67H178ZM198 69V68H197ZM201 69V68H200ZM202 69H203V67H202ZM225 69V68H224ZM61 70V69H60ZM99 70H101V69H99ZM99 70H97L96 69V71H98L99 72ZM127 70V69H126ZM146 70V69H145ZM169 70V69H168ZM177 70V69H176ZM194 70H196V69H194ZM221 70V69H220ZM231 70H233V69H231ZM235 70V69H234ZM9 73H8V72ZM58 71H59V69H58ZM85 71V70H84ZM92 71V70H91ZM102 71V70H101ZM104 71V70H103ZM130 71H132V70H130ZM141 71V70H140ZM143 71V70H142ZM175 71V70H174ZM178 71V70H177ZM218 71V70H217ZM223 71H225V70H223ZM238 71V70H237ZM75 72V71H74ZM125 72V71H124ZM146 72V71H145ZM144 72V73H145ZM194 72V71H193ZM210 72V71H209ZM215 72V71H214ZM230 72V71H229ZM229 72H228V74H229ZM59 72H57V74H58ZM80 73V72H79ZM135 73V74H136ZM197 73H198V70H197ZM200 74H201V71L199 72ZM204 73V72H203ZM226 73H227V71H226ZM231 73V72H230ZM59 74H61V73H59ZM75 74V73H74ZM152 74H154L153 72H152ZM161 74V73H160ZM178 74V73H177ZM192 74V73H191ZM195 74V73H194ZM199 74V75H200ZM211 74V73H210ZM235 74V72L233 73V75ZM87 76V74H84V75H82V77L81 76H79L80 77V79H78V73H77V77H75V76H73L72 78H69V82H72L73 84H81L80 85V87L85 83V85L86 84H88V83H90L89 82V78L87 77L86 79L85 78H83V76ZM138 75V74H137ZM137 75H136V77H137ZM146 75V74H145ZM230 75V74H229ZM232 75V74H231ZM231 75H230V77H231ZM93 76V75H92ZM201 76V75H200ZM214 76V75H213ZM226 76V75H225ZM53 77V78H52ZM62 77H64V76H62ZM68 77V76H67ZM146 77V76H145ZM157 77V76H156ZM193 77V76H192ZM196 77V76H195ZM215 77V76H214ZM218 77V76H217ZM83 78V79H82ZM142 78V77H141ZM150 78V77H149ZM162 78V77H161ZM190 78V77H189ZM200 78V77H199ZM226 78V77H225ZM228 78H229V76H228ZM16 79H17V81H16ZM28 79V78H27ZM64 79H66V80H68L66 77L64 78ZM63 79V81H65ZM91 79V78H90ZM154 79H155V75H154ZM164 79H166V78H164ZM201 79H202V76H201ZM219 79V78H218ZM25 80L26 79H24L23 81V83H25ZM29 80V79H28ZM42 80V81H41ZM55 80V79H54ZM137 81H134V85L132 84L131 85V89H133V87L132 86H134L135 87V89L137 88L136 86H135V83L137 82L138 84H137V86H138V90L136 91V92H138L139 91V85H140V83H139V81H138V77H137V79H136ZM140 80V79H139ZM150 80V79H149ZM148 80V81H149ZM204 80V79H203ZM202 80V81H203ZM208 80V79H207ZM214 80H216L217 81V79L215 78ZM27 81V80H26ZM41 81V82H40ZM46 81H48V82H46ZM126 81V82H125ZM128 81V83H130ZM147 81V80H146ZM154 81V80H153ZM165 81V80H164ZM209 81V80H208ZM213 81V80H212ZM229 81V80H228ZM230 81H232V80H230ZM30 82V81H29ZM68 82V83H69ZM79 82V83H78ZM98 82H100V81H98ZM144 82V81H143ZM159 82V81H158ZM157 82V83H158ZM161 82V81H160ZM220 82V81H219ZM218 82V83H219ZM20 83H22L21 81H20ZM45 83H43V85H44V88L47 86V84H46V86H45ZM52 83H54V82H52ZM51 83V84H52ZM61 84H62V82H60ZM72 83H69V84H72ZM132 83V82H131ZM130 83V84H131ZM153 83V82H152ZM215 83V82H214ZM38 84V90H36V92H34L33 94H31V95H29V96H26V94L28 93H26L25 95L23 94V97L21 98V99H23L24 98V96L25 97H29V98H32V101L34 100V106H36L43 114H44V117H45V119H46V117H48V118H50L51 117V119H52V117H53V120L54 121H60V122H64V121H67V122H69V121H71L72 120V118H71V115L72 114H70L71 112H69V113H65L63 110V112L62 113H60V108H61V106H60V108L58 109V106L57 105H61V103H65V105H66V103L68 104L69 102L72 104L73 102H71V101H73L72 99H71V94L69 95L70 97H68L67 98V96L66 97H58V95H57V97H48V98H45V96H43L44 97V99L42 98V93L44 92L45 93V90L42 88L43 86H41V84L39 85ZM50 84V85H51ZM57 83L55 82L54 83V85H56ZM63 84H67V81H66V83H63ZM62 84V85H63ZM99 84V83H98ZM129 84V85H130ZM146 84V83H145ZM156 84V83H155ZM154 84V85H155ZM197 84H198V82H197ZM203 84V83H202ZM207 84V83H206ZM216 84H217V82H216ZM16 85H18L17 87L19 88V89H17V87H16ZM128 85V86H129ZM151 85V84H150ZM158 85V84H157ZM213 85V84H212ZM232 85V84H231ZM25 86V85H24ZM26 86H27V84H26ZM26 86H25V88H26ZM58 86H60L59 85V83H58ZM57 85H56V87H58ZM70 86V85H69ZM76 86V85H75ZM84 86V85H83ZM124 86V87H125ZM162 86V85H161ZM203 86V85H202ZM21 87V86H20ZM30 87V86H29ZM64 87V86H63ZM74 87V86H73ZM97 87H98V85H97ZM110 86H108V88H109ZM142 87V86H141ZM141 87H140V89H141ZM24 88V89H25ZM61 88V87H60ZM99 88H100V86H99ZM129 88V87H128ZM129 88V89H130ZM157 88V87H156ZM161 88V87H160ZM23 89V90H24ZM27 89V88H26ZM30 89V88H29ZM47 89V88H46ZM62 89V88H61ZM67 89V88H66ZM72 89V88H71ZM87 89V88H86ZM98 89V88H97ZM111 89V88H110ZM126 89V88H125ZM163 89V88H162ZM57 90V89H56ZM73 90V89H72ZM91 90H93V89H91ZM90 90V91H91ZM117 90H118V93H116L117 92ZM128 90V89H127ZM141 90H143V89H141ZM148 90H149V88H148ZM151 90H153V89H151ZM160 90V89H159ZM27 91H28V89H27ZM32 91V90H31ZM76 91V90H75ZM80 91V90H79ZM87 91H88V89H87ZM95 91V90H94ZM93 91V92H94ZM102 91H103V89H102ZM130 91V90H129ZM209 91V90H208ZM216 91V90H215ZM62 92V91H61ZM66 92V91H65ZM67 92H69V91H67ZM73 92V91H72ZM81 92V91H80ZM92 92V93H93ZM97 92H98V90H97ZM152 92V91H151ZM159 92V91H158ZM162 92H163V90H162ZM161 92V93H162ZM169 92H171V91H169ZM174 92V91H173ZM21 93V94H20ZM25 93V92H24ZM32 93V92H31ZM56 93V92H55ZM64 93V92H63ZM78 93L79 92H77V97H78ZM87 92H85L84 94H86ZM95 93V92H94ZM132 93V92H131ZM134 93V92H133ZM160 93V92H159ZM202 93V92H201ZM47 94V93H46ZM57 94V93H56ZM61 94V93H60ZM90 94V93H89ZM96 94V93H95ZM98 94V93H97ZM139 94V93H138ZM143 94V93H142ZM141 94V95H142ZM218 94V93H217ZM43 95H45V94H43ZM48 95V94H47ZM55 95V94H54ZM68 95V94H67ZM75 95V94H74ZM80 95V94H79ZM87 95V94H86ZM132 95L134 96V99H133V97H132ZM147 95H149V94H147ZM214 95V94H213ZM7 96H10V97H7ZM53 96V95H52ZM61 96V95H60ZM63 96V95H62ZM81 96H82V93H81ZM91 96V95H90ZM93 96V95H92ZM91 96V97H92ZM138 97V99H139V102H138V99H135V97ZM203 96V95H202ZM211 96V95H210ZM140 97V98H139ZM154 97V96H153ZM6 98H9L8 100H6ZM20 98H19V100H20ZM26 98V100H28ZM81 97H79V99H80ZM87 98V97H86ZM90 98V97H89ZM130 98H132L133 99V102H132V100L130 101ZM152 98V97H151ZM159 98V97H158ZM216 98V97H215ZM215 98H214V100H215ZM78 99V98H77ZM76 99V100H77ZM78 99V100H79ZM84 99H85V97H84ZM141 99V100H140ZM166 99H168V98H166ZM173 99V98H172ZM186 99V98H185ZM199 99V98H198ZM219 99H221V97L219 98ZM224 99V98H223ZM235 99H238V98H235ZM25 100V101H26ZM29 100H31V99H29ZM147 100V99H146ZM150 100V99H149ZM152 100V99H151ZM171 100V99H170ZM195 100V99H194ZM229 100V99H228ZM239 100V99H238ZM131 102L132 104L130 105V103H128V102ZM148 101V100H147ZM146 101V102H147ZM155 101V100H154ZM166 101V100H165ZM181 101V100H180ZM202 101V100H201ZM217 101V100H216ZM220 101V100H219ZM224 101H226V99L224 100ZM75 102V101H74ZM88 102V101H87ZM145 102V103H146ZM156 102V101H155ZM164 102V101H163ZM212 102V101H211ZM23 103V102H22ZM29 103V102H28ZM128 103V104H127ZM195 103V102H194ZM209 103V102H208ZM223 103V102H222ZM26 104V103H25ZM160 104V103H159ZM163 104V103H162ZM224 104H225V102H224ZM228 104V103H227ZM28 105V104H27ZM32 105V104H31ZM88 105L89 104H87V108H88ZM146 105L148 106V103H146ZM196 105V104H195ZM203 105H204V103H203ZM67 106V105H66ZM5 107V106H4ZM9 107H7V108H9ZM29 107V106H28ZM59 110V113L57 112V111H55V109L56 108ZM63 107V106H62ZM153 107V106H152ZM165 107V106H164ZM6 108V109H7ZM35 108V107H34ZM36 108V109H37ZM67 108V107H66ZM65 108V109H66ZM170 108V107H169ZM174 108V107H173ZM193 108V107H192ZM10 109V110H11ZM30 109V108H29ZM56 109V110H57ZM64 109V108H63ZM75 109V108H74ZM79 109V108H78ZM83 109V108H82ZM90 109V108H89ZM146 109V108H145ZM161 109V108H160ZM205 109V108H204ZM224 109H225V107H224ZM1 110H4V108L3 109H1ZM0 110V111H1ZM67 110H68V108H67ZM70 110V109H69ZM151 110H153V109H151ZM260 110V109H259ZM5 111V110H4ZM12 111V110H11ZM19 111V110H18ZM66 111V110H65ZM76 111V110H75ZM145 111V110H144ZM147 111V110H146ZM145 111V112H146ZM159 112H160V110H158ZM174 111V110H173ZM25 112V111H24ZM80 112V111H79ZM84 112V111H83ZM139 112V113H138ZM208 112H209V110H208ZM1 113H2V111H1ZM9 113V112H8ZM13 113H14V111H13ZM12 113V114H13ZM166 113V112H165ZM187 113V112H186ZM205 113V112H204ZM203 113V114H204ZM4 114V113H3ZM17 114H18V112H17ZM16 114V111H15V115H17ZM25 114H27V113H25ZM139 114V115H138ZM142 114V113H141ZM144 114V113H143ZM156 114V113H155ZM158 114V113H157ZM170 114V113H169ZM174 114V113H173ZM211 114V113H210ZM260 114V113H259ZM9 115V114H8ZM30 115V114H29ZM83 115V114H82ZM145 115H146V113H145ZM262 115V114H261ZM2 116V115H1ZM11 116V115H10ZM21 116V115H20ZM25 116V115H24ZM78 116H79V114H78ZM148 116V115H147ZM151 116V115H150ZM149 116V117H150ZM165 116V115H164ZM12 117V116H11ZM26 117V116H25ZM25 117H23V118H25ZM140 117V118H141ZM152 117V116H151ZM150 117V118H151ZM163 117V116H162ZM167 117H168V115H167ZM13 118V117H12ZM47 118V119H48ZM76 119H78V120H80L81 118H77V117H75ZM139 117H137L136 119H138ZM156 118H157V116H156ZM161 118V117H160ZM198 118V117H197ZM34 119V118H33ZM44 119V120H45ZM135 119V120H136ZM145 119V118H144ZM152 119V118H151ZM208 119V118H207ZM212 119V118H211ZM1 120V119H0ZM10 120V119H9ZM16 119H14V121H15ZM31 120V119H30ZM38 120V119H37ZM49 120V119H48ZM48 120H45L46 121V124H47V121ZM75 120V119H74ZM140 120V119H139ZM139 120H138V122H139ZM146 120V119H145ZM148 120V119H147ZM153 120H155V119H153ZM190 120V119H189ZM13 121V122H14ZM53 121V122H54ZM149 121H150V119H149ZM48 122H50V121H48ZM75 122H78L77 120L75 121ZM74 122V123H75ZM81 122H82V120H81ZM134 122V121H133ZM132 122V123H133ZM137 121H135V123H136ZM146 122V121H145ZM153 122V121H152ZM19 123V122H18ZM33 123V122H32ZM56 125H58L59 126V124H57V122H54ZM53 123V124H54ZM72 123V122H71ZM86 123V122H85ZM149 123V122H148ZM159 123V122H158ZM231 123V122H230ZM34 124V123H33ZM49 124V123H48ZM61 124V123H60ZM129 124H131V123H129ZM143 124V123H142ZM152 124V123H151ZM153 124H155V123H153ZM14 125V124H13ZM29 125H30V123H29ZM52 125V124H51ZM64 125V123L62 124V126ZM65 125H67V124H65ZM76 125H78V124H76ZM82 125V124H81ZM86 125V124H85ZM135 125V124H134ZM133 125V126H134ZM137 125H139V123L137 124ZM144 125H145V123H144ZM143 125V126H144ZM147 125V124H146ZM145 125V126H146ZM157 125V124H156ZM33 126V125H32ZM42 126V125H41ZM127 126V125H126ZM149 126V125H148ZM175 126V125H174ZM35 127V126H34ZM45 127V126H44ZM79 127H82V126H80L79 125ZM102 127V128H101ZM136 127V126H135ZM142 127V126H141ZM140 126H139V128H141ZM19 128V127H18ZM33 128V127H32ZM66 128V127H65ZM76 128H78V127H76ZM137 128H138V126H137ZM151 128V127H150ZM156 128V127H155ZM1 129V128H0ZM38 129V128H37ZM75 129V128H74ZM79 129V128H78ZM81 129V128H80ZM86 129H88V127L86 128ZM128 129V128H127ZM126 129V130H127ZM132 129V128H131ZM136 129V128H135ZM168 129V128H167ZM233 129V128H232ZM7 130V129H6ZM10 130V129H9ZM14 130V129H13ZM18 130V129H17ZM92 130L94 131V132H92ZM95 130H96V132H95ZM100 130V131H99ZM137 130H139V129H137ZM141 130V129H140ZM152 130V129H151ZM160 130H162V129H160ZM159 130V131H160ZM188 130V129H187ZM193 130V129H192ZM196 130V129H195ZM230 130V129H229ZM241 130V129H240ZM36 131V130H35ZM142 131V130H141ZM150 131V130H149ZM148 131V132H149ZM175 131V130H174ZM231 131V130H230ZM242 131V130H241ZM4 132H5V130H4ZM3 132V133H4ZM14 131H12L11 132V135L13 134L14 136H13V140L15 141V139H16V137L15 136H17V137H19L18 135V132L16 133H13ZM71 132H73L72 134L74 135V134H76V135H74V137L76 138H74L73 136H72V134H71ZM129 132H131V131H129ZM162 132V131H161ZM10 133V132H9ZM84 133V134H83ZM96 133V135L94 136V137H92V135L93 134H95ZM143 133H145V132H143ZM186 133V132H185ZM191 133V132H190ZM217 133V132H216ZM71 134V135H70ZM78 134V135H77ZM80 134H82V135H80ZM88 134V135H89ZM121 134V135H120ZM134 134H136V133H134ZM134 134L132 135V136H130L131 138H133V140H135L136 139V137H135V139H134ZM140 134V133H139ZM142 134V133H141ZM10 135V134H9ZM80 135V137H82L83 138V140H82V138H80V137H77V136H79ZM90 135H89V137H90ZM124 135V134H123ZM126 135V134H125ZM143 135V134H142ZM147 136V134H144V136ZM243 135V134H242ZM3 137H4V135H2ZM62 136L64 137V140L63 141H61L63 138H62ZM86 136V135H85ZM96 136V138H98ZM127 136V135H126ZM139 136H141V135H139ZM139 136H138V139H139ZM144 136H143V138H144ZM149 136V135H148ZM227 136V135H226ZM232 136H234V135H232ZM239 136H241V135H239ZM250 136V135H249ZM14 137H15V139H14ZM88 136L86 137V138H88V140L89 139H91V138H89ZM123 137V136H122ZM121 137V138H122ZM244 136H242V138H243ZM258 137V136H257ZM35 138H37V141L38 142H34V139ZM77 138H80L79 140L77 139ZM102 138H103V136H102ZM232 138H234V137H232ZM262 138V137H261ZM55 139H57L56 141H55ZM138 139H136L137 141H138ZM203 139V138H202ZM243 139H245V138H243ZM248 139V138H247ZM255 139H257L256 137H255ZM5 140V139H4ZM16 140H18V139H16ZM50 140V141H49ZM52 140V141H51ZM55 142H54V141ZM123 140H124V138H123ZM127 140V139H126ZM131 140V139H130ZM148 140V139H147ZM146 140V141H147ZM7 141H8V137H7ZM19 141V140H18ZM80 142V143H76V142ZM87 141V140H86ZM91 141H92V139H91ZM137 141H134V142H137ZM140 141V140H139ZM242 141V140H241ZM249 141V140H248ZM252 141V140H251ZM10 142V141H9ZM9 142H7V143H9ZM52 142V143H51ZM88 143L90 142V141H87ZM103 142V141H102ZM128 142V141H127ZM132 142V141H131ZM133 142V143H134ZM141 142V141H140ZM139 142V143H140ZM143 142V141H142ZM195 142V141H194ZM230 142V141H229ZM256 142V141H255ZM259 142V141H258ZM14 143H16V142H14ZM18 143V142H17ZM166 143V142H165ZM202 143V142H201ZM250 143V142H249ZM248 143V144H249ZM1 144V143H0ZM13 144V143H12ZM136 144H138V143H136ZM144 144V143H143ZM143 144H142V146H143ZM258 144V143H257ZM264 144V143H263ZM91 145H94V144H91ZM100 145V144H99ZM129 145V144H128ZM138 145H140V144H138ZM226 145V144H225ZM254 145V144H253ZM130 146H131V144H130ZM203 146V145H202ZM227 146V145H226ZM100 147V146H99ZM136 147V146H135ZM138 147V146H137ZM140 147V146H139ZM138 147V148H139ZM253 147V146H252ZM103 148V147H102ZM132 148V147H131ZM137 148V149H138ZM224 148V147H223ZM229 148V147H228ZM227 148V149H228ZM244 148V147H243ZM128 149V148H127ZM141 149V148H140ZM200 149V148H199ZM231 149V148H230ZM241 149V148H240ZM132 150H133V148H132ZM171 150V149H170ZM203 150V149H202ZM248 150V149H247ZM263 150V149H262ZM261 150V151H262ZM130 151V150H129ZM166 151V150H165ZM256 151H257V149H256ZM182 152V151H181ZM205 152H207V151H205ZM263 152V151H262ZM1 153V152H0ZM1 153V154H2ZM105 153V152H104ZM166 153H168V152H166ZM244 153V152H243ZM261 152H259L258 154H260ZM101 154H102V152H101ZM129 154V153H128ZM204 154V153H203ZM224 154H226V153H224ZM54 155H57V157L56 156H54ZM132 155V154H131ZM134 155V154H133ZM169 155V154H168ZM168 155H167V157H168ZM210 155V154H209ZM221 155V154H220ZM232 155H235V154H232ZM264 155V154H263ZM130 156V155H129ZM194 156V155H193ZM204 156V155H203ZM242 156V155H241ZM261 156V155H260ZM104 157V156H103ZM128 157V156H127ZM164 157V156H163ZM171 157V156H170ZM232 157V156H231ZM234 157V156H233ZM262 157V156H261ZM260 157V158H261ZM100 158V157H99ZM130 158H132V157H130ZM136 158V157H135ZM172 158V157H171ZM228 158H230L229 156H228ZM235 158V157H234ZM233 158V159H234ZM264 158V156L262 157V159ZM3 159V158H2ZM222 159V158H221ZM227 159V158H226ZM1 160V159H0ZM6 160H4V163H6L5 161ZM158 160H159V158H158ZM202 160V159H201ZM204 160V159H203ZM209 160H211V158L209 159ZM220 160V159H219ZM128 161H130V160H128ZM162 161V160H161ZM177 161V160H176ZM188 161V160H187ZM192 161V160H191ZM252 161V160H251ZM255 161V160H254ZM264 161V160H263ZM2 162V161H1ZM164 162V161H163ZM166 162V161H165ZM172 162V161H171ZM244 162V161H243ZM261 162H262V160H261ZM147 163V162H146ZM212 163V162H211ZM231 163V162H230ZM241 163H242V161H241ZM250 163V162H249ZM264 163V162H263ZM3 164V163H2ZM162 164H164V163H162ZM165 164H167V163H165ZM165 164H164V166H165ZM175 164V163H174ZM173 164V165H174ZM229 164V163H228ZM248 164V163H247ZM253 164V163H252ZM4 165V164H3ZM6 165V164H5ZM204 165V164H203ZM210 165V164H209ZM216 165V164H215ZM244 165V164H243ZM263 165V164H262ZM0 166H2V165H0ZM168 166V165H167ZM171 166V165H170ZM248 166V165H247ZM264 166V165H263ZM3 167V166H2ZM6 167V166H5ZM142 167V166H141ZM140 167V168H141ZM144 167V166H143ZM237 167V166H236ZM253 167V166H252ZM33 168H35V170H37V173L36 172H33L34 174H35V177L36 178H34V175H31L30 173H31V170H34ZM164 168V167H163ZM243 168V167H242ZM249 168V167H248ZM132 169V168H131ZM147 169V168H146ZM153 169V168H152ZM179 169V168H178ZM181 169V168H180ZM198 169V168H197ZM199 169H202V168H199ZM199 169H198V171H199ZM244 169H246V168H244ZM249 169H251V168H249ZM257 169V168H256ZM262 169V168H261ZM4 170V169H3ZM164 170V169H163ZM173 170V169H172ZM175 170V169H174ZM1 171V170H0ZM6 171V172H7ZM129 171V170H128ZM159 171H160V169H159ZM168 171V170H167ZM189 171V170H188ZM262 171V170H261ZM3 172V171H2ZM153 172V171H152ZM216 172V171H215ZM245 172V171H244ZM127 173V172H126ZM193 173V172H192ZM241 173V172H240ZM253 173V172H252ZM15 174H14V176H13V178L15 177ZM155 174V173H154ZM154 174H153V176H154ZM160 174V173H159ZM208 174V173H207ZM213 174V173H212ZM257 174V173H256ZM262 174H264V173H262ZM9 174L7 173V176H8ZM170 175V174H169ZM225 175V174H224ZM124 176H126V177H124ZM130 176V175H129ZM134 176V175H133ZM143 176V175H142ZM158 176V175H157ZM161 176V175H160ZM165 176V175H164ZM171 176V175H170ZM206 176V175H205ZM214 176V175H213ZM260 176H263V175H260ZM12 177V176H11ZM132 177V176H131ZM185 177V176H184ZM234 177V176H233ZM257 177H259L258 175L256 176V178ZM13 178H11V179H9V180H14V182H16V178L15 179H13ZM156 178H158V177H156ZM205 178V177H204ZM263 177H261L260 178V181L258 182L259 184H258V190L257 189H255L257 192V196L256 197H258L257 199H254V200H257L256 202L259 204V202L262 204V209L264 210V198H263V201L261 200L262 199V189H263V186H264V178L262 179ZM6 179V178H5ZM123 179H124V181H123ZM128 179H129V177H128ZM132 179V178H131ZM153 179V178H152ZM193 179V178H192ZM231 179V178H230ZM233 179V178H232ZM231 179V180H232ZM248 179V178H247ZM7 180V179H6ZM127 180V179H126ZM143 180H145V179H143ZM157 180V179H156ZM159 180V179H158ZM158 180H157V182H158ZM259 180V179H258ZM26 181V180H25ZM32 181V182H33ZM123 181V182H122ZM137 181V180H136ZM146 181V180H145ZM148 181V180H147ZM161 181V180H160ZM186 181V180H185ZM222 181V180H221ZM233 181V180H232ZM256 181H257V179H256ZM18 182V181H17ZM20 182V181H19ZM29 182V181H28ZM143 182V181H142ZM153 182V181H152ZM155 182V181H154ZM153 182V183H154ZM166 182V181H165ZM225 182V181H224ZM234 182V181H233ZM248 182H249V180H248ZM129 183V182H128ZM193 183V182H192ZM230 183V182H229ZM243 183V182H242ZM4 184V183H3ZM6 184V183H5ZM19 184H22V183H19ZM24 184V183H23ZM29 184H30V182H29ZM33 184V183H32ZM138 184H140V182L138 183ZM256 184H257V182H256ZM18 185V184H17ZM26 185V184H25ZM51 185V184H50ZM160 185V184H159ZM188 185V184H187ZM229 185H231V184H229ZM263 185V186H262ZM8 186V185H7ZM23 186V185H22ZM34 186V185H33ZM45 186V185H44ZM103 186V185H102ZM130 186V185H129ZM132 186V185H131ZM151 186V185H150ZM235 186V185H234ZM248 186V185H247ZM254 186V185H253ZM12 187V186H11ZM26 187V186H25ZM47 187V185L45 186V187H43V189H41V190H44V188H46ZM104 187H105V184H104ZM221 187V186H220ZM219 187V188H220ZM229 187V186H228ZM18 188V187H17ZM28 188V187H27ZM30 188V187H29ZM58 188V187H57ZM125 188H128L127 187V185L125 186ZM139 188V187H138ZM160 188V187H159ZM9 189V188H8ZM121 190H122V188H120ZM119 189V190H120ZM130 189V188H129ZM153 189V188H152ZM224 189V187L222 188V190ZM235 189V188H234ZM252 189H253V187H252ZM252 189H251V191H252ZM22 190H23V188H22ZM22 190L19 192L22 196H23V201L25 200V202H28V199H29V197L31 196H28L29 194L28 193H30V191H28L27 192V189L24 191V192H22ZM33 190V189H32ZM37 190V189H36ZM39 190V189H38ZM45 190H47V189H45ZM45 190H44V192H45ZM125 190H127V189H125ZM227 190H229L228 188H227ZM8 191V190H7ZM70 191L72 192V196H70ZM221 191V190H220ZM219 191V193H221ZM5 192V191H4ZM9 192V191H8ZM41 192V191H40ZM111 192V191H110ZM123 192V191H122ZM126 192V191H125ZM130 192V191H129ZM231 192H233V191H231ZM31 193H32V191H31ZM30 193V194H31ZM132 193V192H131ZM150 193H151V191H150ZM149 193V194H150ZM216 193H218V191H216ZM219 193H218V197H219ZM223 193V192H222ZM234 193V192H233ZM232 193V194H233ZM6 194V193H5ZM18 194V193H17ZM36 194V193H35ZM34 194V195H35ZM111 194H113V193H111ZM120 194H123V193H120ZM126 194V193H125ZM130 194V193H129ZM139 194V193H138ZM58 195V194H57ZM234 195V194H233ZM240 195V194H239ZM264 195V194H263ZM36 197L38 196V195H35ZM111 196V195H110ZM118 196V195H117ZM124 196V195H123ZM141 196V195H140ZM150 196V195H149ZM222 196H224V195H222ZM222 196H221V199H222ZM248 196V195H247ZM19 197H20V195H19ZM28 197V198H27ZM115 197V196H114ZM131 197H132V195H131ZM135 197V196H134ZM217 197V198H218ZM232 197V196H231ZM243 197V196H242ZM246 196H244V198H245ZM253 197H254V195H253ZM261 197V198H260ZM112 198H113V196H112ZM119 198H121V197H119ZM123 198H125V197H123ZM127 198V197H126ZM128 198H129V196H128ZM127 198V199H128ZM138 198V197H137ZM226 198V197H225ZM233 198V197H232ZM22 199V198H21ZM32 199V198H31ZM36 199V198H35ZM35 199H33L34 201H35ZM114 199H116V198H114ZM129 199H131V198H129ZM220 199V198H219ZM231 199V198H230ZM230 199H229V201H230ZM30 200V199H29ZM123 199L121 198V201H122ZM135 200V199H134ZM217 200V199H216ZM216 200H215V204L213 205L212 204V202H210L212 205H209V207H208V210L210 211V213H211V220H212V223L213 224H211V229H212V232H213V235H214V230L216 231V229L217 230H219V232H220V230H225L226 231V229H224L225 228V226L227 225H225L223 222H220V224L219 223H216V220H218L217 222H219V220H223L224 218H225V216H224V218H222V219H220L221 218V216L219 217V214H218V212H219V210H220V203L221 202H216ZM227 200V199H226ZM225 200V201H226ZM249 200V199H248ZM37 201V200H36ZM117 201V200H116ZM115 201V202H116ZM120 201V200H119ZM118 201V202H119ZM209 201V200H208ZM224 201V200H223ZM232 201V200H231ZM243 201V200H242ZM247 201V200H246ZM245 201V202H246ZM24 202V203H25ZM32 201H30L28 204H30ZM108 202V201H107ZM134 202V201H133ZM233 202V201H232ZM250 202V201H249ZM124 203H125V201H124ZM213 203H214V201H213ZM237 203V202H236ZM243 203V202H242ZM247 203V202H246ZM253 203V202H252ZM35 204V203H34ZM54 204V203H53ZM111 204V203H110ZM115 204V203H114ZM133 204V203H132ZM131 204V205H132ZM209 204V203H208ZM228 204V203H227ZM241 204V203H240ZM244 204V203H243ZM242 204V205H243ZM257 204V205H258ZM260 204V205H261ZM27 205V204H26ZM30 205H32V204H30ZM36 205V204H35ZM116 205V204H115ZM121 205H123V204H121ZM126 205V204H125ZM134 205V204H133ZM142 205V204H141ZM179 205V204H178ZM233 205L234 206H232V208H230L229 207V205H228V207L230 208V209H232V210H234V211H232L233 213H232V215H231V217H229L228 216V218H233L234 217V220L237 218H235V201H234V203H233ZM255 205V204H254ZM28 206V205H27ZM177 206V205H176ZM237 206H238V203H237ZM248 206V205H247ZM250 206V205H249ZM253 206V205H252ZM122 207V206H121ZM141 207V206H140ZM207 207V206H206ZM225 207H226V204H225ZM239 207V206H238ZM238 207H236V209L238 208ZM22 208V207H21ZM20 208V209H21ZM28 208V207H27ZM26 208V209H27ZM114 208H115V206H114ZM123 208H124V206H123ZM222 208H223V206H222ZM221 208V209H222ZM250 208V207H249ZM248 207H247V210H246V214H245V216L244 215H241L242 216V218L239 220L240 221V224L238 223L237 224V228L238 229H241V227L240 226H244V225H250L249 223H247V221H250V220H252L253 218H252V209L254 208H252L251 210L249 209ZM261 208V207H260ZM127 209V208H126ZM181 209V208H180ZM199 209V208H198ZM207 209V208H206ZM226 209V208H225ZM225 209H223V210H225ZM228 209V208H227ZM239 209H240V207H239ZM238 209V210H239ZM249 209V210H248ZM259 209V208H258ZM258 209H257V211L256 212H259L258 211ZM76 210V209H75ZM207 210V211H208ZM223 210H222V212H223ZM256 210V209H255ZM261 210V209H260ZM140 210H136V213H135V218L136 219H139V218H141V216H143L142 215V213H140L139 212ZM176 211H177V209H176ZM200 211V210H199ZM216 211H218V212H216ZM226 211V210H225ZM228 211H230L231 212V210H229L228 209ZM228 211H226V212H228ZM240 211V210H239ZM11 212V211H10ZM20 212V211H19ZM96 212V211H95ZM159 212V211H158ZM163 212V211H162ZM190 212V211H189ZM221 212V211H220ZM229 212V213H230ZM238 212V211H237ZM237 212H236V215H237ZM243 212V211H242ZM94 213V212H93ZM101 213V212H100ZM105 213V212H104ZM115 213V212H114ZM264 213V212H263ZM133 214V213H132ZM181 214V213H180ZM183 214V213H182ZM208 214V213H207ZM224 215H227V213H223ZM238 214H240V213H238ZM16 215V214H15ZM22 215V214H21ZM190 215V214H189ZM222 215V214H221ZM230 215V214H229ZM86 216H88V215H86ZM203 216V215H202ZM207 216V215H206ZM238 216V215H237ZM240 216V215H239ZM243 216H244V218H243ZM254 216V215H253ZM260 216V215H259ZM19 217V216H18ZM17 217V218H18ZM111 217V216H110ZM114 217V216H113ZM133 217H134V215H133ZM175 217V216H174ZM181 217V216H180ZM183 217H185V216H183ZM219 217V218H218ZM223 217V216H222ZM257 217V216H256ZM108 218V217H107ZM112 218V217H111ZM161 218V217H160ZM167 218V217H166ZM188 218V217H187ZM189 218H191V217H189ZM227 218V219H228ZM264 218V217H263ZM21 219V218H20ZM87 219V218H86ZM89 219V218H88ZM113 219V218H112ZM132 219V218H131ZM163 219V218H162ZM177 219V218H176ZM206 219V218H205ZM244 219V220H243ZM257 219H259V218H257ZM19 220V219H18ZM41 220H42V223H40V224H43V223H45L46 221H49L50 220V215L48 214H46L45 212H43L42 213V218H41ZM133 220V219H132ZM182 220V219H181ZM225 220V219H224ZM230 220V219H229ZM262 220V219H261ZM111 221H113V220H111ZM135 221V220H134ZM134 221H133V223H134ZM175 221V220H174ZM210 221V220H209ZM232 221H233V219H232ZM263 221V220H262ZM37 222V221H36ZM88 222V221H87ZM110 222V221H109ZM130 222V221H129ZM136 223H137V220L135 221ZM178 222H179V218H178ZM186 222V221H185ZM225 222H227L228 224H231L230 222H228V221H225ZM256 222V221H255ZM12 223V222H11ZM10 223V224H11ZM31 223V222H30ZM54 223V222H53ZM59 223V222H58ZM63 223V222H62ZM183 223V222H182ZM182 223L180 222V224L182 225ZM188 223V222H187ZM193 223V222H192ZM197 223V222H196ZM196 223H194V224H196ZM207 223V222H206ZM221 223H223V224H221ZM235 221H234V225H235ZM247 223V224H246ZM160 224V223H159ZM158 224V225H159ZM199 224V223H198ZM203 224V223H202ZM38 225V224H37ZM48 225V224H47ZM108 225V224H107ZM155 225V224H154ZM166 226H167V222H166V224H165ZM169 225H170V223H169ZM179 225V224H178ZM184 225V224H183ZM200 225V224H199ZM208 225H209V223H208ZM232 225H233V222H232ZM231 225V226H232ZM234 225H233V227H234ZM262 225H264V224H262ZM10 226V225H9ZM8 226V227H9ZM20 226V225H19ZM51 226V225H50ZM152 226V225H151ZM164 226V225H163ZM176 226V225H175ZM193 226V225H192ZM203 226V225H202ZM229 226V225H228ZM246 226H245V228H246ZM248 226H247V228H248ZM257 226V225H256ZM27 227V226H26ZM37 227H39V226H37ZM48 227V226H47ZM53 227V226H52ZM55 227V226H54ZM60 227V226H59ZM171 227H173V226H171ZM181 227V226H180ZM179 227V228H180ZM185 227V226H184ZM205 227V226H204ZM203 227V228H204ZM232 227V228H233ZM240 227V228H239ZM10 228V227H9ZM17 228V227H16ZM49 228V227H48ZM48 228H45L44 229V231H42L43 233L45 232H48L49 233V229ZM146 228V227H145ZM145 228H143V226L141 227L140 226V229L142 230L141 231V233H137L135 236H136V239L138 238V240H144V239H147V233H146V231L144 230ZM152 228V227H151ZM156 228V227H155ZM158 228V227H157ZM182 228V227H181ZM192 228V227H191ZM202 228V227H201ZM200 228V229H201ZM202 228V229H203ZM227 228V227H226ZM232 228H231V230H232ZM236 228V227H235ZM245 228L243 227V230H245ZM253 228V227H252ZM40 229V228H39ZM49 231H48V230ZM160 229V228H159ZM168 227L166 228L165 226L164 227H161V230H159V232L157 233V234H159L158 235V237L159 238H157L158 239V241L160 242V243H164L165 242V238L164 237H166L164 234L166 233V235H168V233H170V232H168ZM172 229V228H171ZM185 229L186 228H184V230L182 229V234H181V236H180V238H179V240H178V243H176L177 245H178V249H180L181 251H183L184 252V254L186 253V255H187V253H189L188 251H189V245H191L190 244V240H189V237L191 236V235H193L195 238L197 237L196 235H198L199 233L201 234L202 233V231L201 230H198V231H191V233L188 231V232H185ZM205 229V228H204ZM208 229V228H207ZM259 229V228H258ZM262 229V228H261ZM260 229V230H261ZM43 230V229H42ZM46 230V231H45ZM52 230V229H51ZM58 230V229H57ZM105 230V229H104ZM174 230H175V228H174ZM173 230V231H174ZM242 230V229H241ZM248 230V229H247ZM252 230V229H251ZM257 230V229H256ZM13 231V230H12ZM31 231V230H30ZM39 231H41V230H39ZM177 231V230H176ZM187 231V230H186ZM221 231V232H222ZM262 231V230H261ZM10 232V231H9ZM37 232V231H36ZM55 232V231H54ZM70 232V237L69 238H71V241H70V244H69V247H70V250L72 251V253L75 255H78V257L76 256V258L79 260H77V259H74L75 260V262L76 261H78L77 262V264H79V263H82V264H85V262L84 261H86V259L88 258L89 259V257L91 258V255H93L94 253H95V251H96V247L93 245L94 243L92 242V240H90V238L89 237H87V234H85L84 232H82L81 230H80V228L78 229V228H75V229H71V231H69ZM110 232V231H109ZM154 232V231H153ZM207 232V231H206ZM218 232V231H217ZM233 232V231H232ZM235 232V231H234ZM249 232V231H248ZM263 232V231H262ZM262 232H261V234H262ZM11 233H13V232H11ZM41 233V232H40ZM101 233V232H100ZM105 233V232H104ZM172 233V232H171ZM190 233V234H189ZM205 233V232H204ZM224 233V232H223ZM222 233V234H223ZM227 233V232H226ZM230 233V232H229ZM253 233V232H252ZM257 233V232H256ZM9 234V233H8ZM15 234V233H14ZM42 234V233H41ZM54 234V233H53ZM82 236L83 235V237H81L80 235ZM242 234V233H241ZM247 234V233H246ZM251 234V233H250ZM11 235V234H10ZM9 235V236H10ZM43 235V234H42ZM45 235V234H44ZM44 235H43V237H44ZM107 235V234H106ZM109 235V234H108ZM152 235V234H151ZM162 235V236H161ZM203 235V234H202ZM227 235H228V233H227ZM235 235V234H234ZM233 235V236H234ZM243 235V234H242ZM254 235V234H253ZM257 235V234H256ZM35 236V235H34ZM41 236V235H40ZM39 236V237H40ZM53 236V235H52ZM76 236V238L78 237V239H76V238H74ZM79 236L81 237V238H79ZM154 236V235H153ZM192 236V237H193ZM225 236H226V234H225ZM230 236H231V234H230ZM244 236V235H243ZM86 237V238H85ZM104 237V236H103ZM151 237V236H150ZM162 237V238H161ZM168 237H171V236H168ZM177 237V236H176ZM218 237V236H217ZM228 237V236H227ZM236 237V236H235ZM238 237V236H237ZM236 237V238H237ZM246 237V236H245ZM29 238V237H28ZM34 238V237H33ZM46 238H47V236H46ZM45 238V239H46ZM82 238H85L84 240L82 239ZM102 238V237H101ZM149 238V237H148ZM161 238V239H160ZM200 238V237H199ZM215 238V236L212 238L211 237V235H210V233H207V235H206V237H204V240H202V241H200L201 242V244L199 243V245H200V247L199 248H202L201 249V252H202V255H203V258L204 259H206L207 261H209V262H211V263H216V255H215V253H214V249H215V247L213 248V246L215 245V241L213 240ZM235 238V239H236ZM253 237L251 236V239H252ZM45 239H44V241H45ZM56 239V238H55ZM82 239V240H81ZM104 239V238H103ZM105 239H107V237L105 238ZM169 239V238H168ZM176 239V238H175ZM197 239H198V237H197ZM196 239V240H197ZM231 239V238H230ZM238 239V238H237ZM6 240V239H5ZM8 240V239H7ZM59 240V239H58ZM134 240V239H133ZM177 240V239H176ZM200 240V239H199ZM217 240V239H216ZM222 240V239H221ZM229 240V239H228ZM263 240V239H262ZM32 241H33V239H32ZM56 241V240H55ZM136 241V240H135ZM145 241V240H144ZM150 241V240H149ZM153 241V240H152ZM250 241V240H249ZM254 241H255V239H254ZM8 242V241H7ZM26 242V241H25ZM30 242V241H29ZM40 242H41V240H40ZM57 242V241H56ZM110 242V241H109ZM156 242H157V240H156ZM155 242V243H156ZM177 242V241H176ZM192 242V241H191ZM230 242V241H229ZM234 242V241H233ZM238 242V241H237ZM243 242H244V240H243ZM246 242V241H245ZM261 242V241H260ZM27 243V242H26ZM25 243V244H26ZM45 242H43V244H44ZM142 243V242H141ZM148 243V242H147ZM151 243V242H150ZM221 243V242H220ZM247 243V242H246ZM251 243V242H250ZM10 244H12V243H10ZM41 244H42V242H41ZM40 244V245H41ZM42 244V245H43ZM62 243H60L59 245H61ZM196 244H197V242H196ZM233 244V243H232ZM240 244V243H239ZM238 244V245H239ZM262 244H264V243H262ZM28 245L29 244H27V247H28ZM38 245V244H37ZM41 245V246H42ZM46 245V244H45ZM44 245V246H45ZM63 245H66V243L65 244H63ZM151 245V244H150ZM155 245V244H154ZM157 245H158V243H157ZM167 245V244H166ZM175 245V244H174ZM177 245H175V246H177ZM198 245V246H199ZM242 245V244H241ZM259 245V244H258ZM12 246V245H11ZM48 246V245H47ZM50 246V245H49ZM56 246V245H55ZM226 246V245H225ZM247 246H248V244H247ZM251 246V245H250ZM260 246V245H259ZM54 247V246H53ZM103 247V246H102ZM161 247V246H160ZM196 247V246H195ZM217 247H219L218 245H217ZM246 247V246H245ZM12 248V247H11ZM38 248V247H37ZM42 248V247H41ZM44 248V247H43ZM43 248L41 249L42 251H43ZM127 248V247H126ZM227 248V247H226ZM238 248V247H237ZM248 248V247H247ZM251 248H253V247H251ZM98 249V248H97ZM137 249V248H136ZM197 249V248H196ZM225 249V248H224ZM231 249V248H230ZM245 249V248H244ZM244 249L242 250V252H244ZM256 249V248H255ZM23 250V249H22ZM26 250V249H25ZM104 250V249H103ZM110 250V249H109ZM166 250V249H165ZM218 250V249H217ZM241 250V249H240ZM248 250V249H247ZM247 250H245V251H247ZM16 251V250H15ZM30 251V250H29ZM175 251H177V249L175 250ZM230 251V250H229ZM235 250H233V252H234ZM238 251V250H237ZM249 251V250H248ZM252 251H254V250H252ZM259 251V250H258ZM262 251V250H261ZM261 251H259V252H257V250L255 251L256 252V258L254 259L256 262H254V260H253V264L255 263H257V264H264V261H263V259H261V257L263 258V256H264V254L261 256ZM12 252V251H11ZM25 252V251H24ZM27 252V251H26ZM38 252V251H37ZM39 252H40V249H39ZM133 252V251H132ZM180 252V251H179ZM182 252V253H183ZM232 252V253H233ZM241 252V251H240ZM241 252V254H242V256L241 257H243V256H245V255H251L252 254V252H251V254H246V253H242ZM255 252H254V255H252L253 257H255ZM264 252V251H263ZM177 253V252H176ZM181 253V254H182ZM219 253V252H218ZM221 253V252H220ZM224 253V252H223ZM229 253H231V252H229ZM228 253V254H229ZM238 253V252H237ZM250 253V252H249ZM12 254H13V252H12ZM15 254V253H14ZM137 254V253H136ZM183 254V255H184ZM8 255V254H7ZM20 255V254H19ZM22 255V254H21ZM40 255V254H39ZM220 255V254H219ZM237 255V254H236ZM10 256V255H9ZM31 256V255H30ZM37 256V255H36ZM107 256V255H106ZM221 256V255H220ZM251 256V257H252ZM19 257V256H18ZM49 257V256H48ZM81 257V258H80ZM103 257V256H102ZM232 257V256H231ZM230 257V258H231ZM240 257V256H239ZM13 258V257H12ZM11 258V259H12ZM101 258V257H100ZM104 258V257H103ZM113 258V257H112ZM187 258V257H186ZM238 258V257H237ZM237 258H235V260L237 259ZM249 258V257H248ZM7 259V258H6ZM108 259V258H107ZM166 259V258H165ZM174 259V258H173ZM183 259V258H182ZM246 259V258H245ZM251 259V258H250ZM249 259V260H250ZM9 260V259H8ZM106 260V259H105ZM110 260H111V258H110ZM114 260V259H113ZM186 260V259H185ZM239 260V259H238ZM242 260V258L239 260V261H241ZM243 260H244V257H243ZM18 261V260H17ZM39 261V260H38ZM84 263H83V262ZM183 261V260H182ZM198 261V260H197ZM204 261V260H203ZM224 261H226V260H224ZM234 261V260H233ZM246 260H244V262H245ZM248 261V260H247ZM247 261L245 262V264H247ZM263 261V262H262ZM7 262V261H6ZM20 262V261H19ZM186 262V261H185ZM189 262V261H188ZM249 262H252V261H249ZM248 262V263H249ZM259 262V263H258ZM18 263V262H17ZM99 263V262H98ZM148 263V262H147ZM205 263V262H204ZM96 264H97V262H96ZM107 264V263H106ZM164 264V263H163ZM220 264V263H219ZM234 264V263H233ZM238 264H241V263H238ZM242 264H244V263H242ZM249 264H251V263H249Z\"/></svg>",
    "mask_w": 264,
    "mask_h": 264
}]
</instances>
